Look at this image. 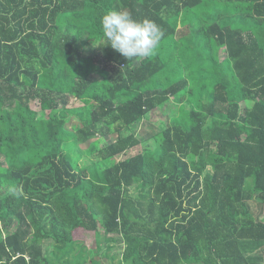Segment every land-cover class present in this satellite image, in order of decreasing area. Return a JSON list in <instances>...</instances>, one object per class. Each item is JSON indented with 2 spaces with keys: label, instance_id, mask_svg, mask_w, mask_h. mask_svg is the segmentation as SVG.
I'll return each instance as SVG.
<instances>
[{
  "label": "trees",
  "instance_id": "16d2710c",
  "mask_svg": "<svg viewBox=\"0 0 264 264\" xmlns=\"http://www.w3.org/2000/svg\"><path fill=\"white\" fill-rule=\"evenodd\" d=\"M111 10L160 26L153 56L97 47ZM0 159V264H264V0H0Z\"/></svg>",
  "mask_w": 264,
  "mask_h": 264
},
{
  "label": "rangeland",
  "instance_id": "374dc122",
  "mask_svg": "<svg viewBox=\"0 0 264 264\" xmlns=\"http://www.w3.org/2000/svg\"><path fill=\"white\" fill-rule=\"evenodd\" d=\"M180 27L182 26L180 25ZM226 57H227V54H226L225 48L224 47L220 48L219 50L220 60L223 61L226 59ZM83 105H84L83 102L77 99H72L69 104V109H76V108L82 107ZM32 108L37 110L39 113L44 114V112L41 111L40 104L38 102H33ZM178 113H179V106L176 105L174 102H170L165 108H159L155 110L152 114H150L148 117L140 121L132 129L137 134V136H139L142 140L146 142V144L148 142V144L152 146L155 143V136H157L162 131V129H164L165 127H168L169 119L171 120L170 117L173 115H177ZM68 117H69V123L71 125L76 124L78 128L85 124V121L81 119V115L79 112L72 113L68 115ZM116 138H117L116 134H112L107 137H97L96 139L92 140L89 143L82 144L81 148L84 150L88 149L90 143H94L96 144L98 148H102L114 142ZM143 146H146L145 143L144 145L134 149L133 151L128 152V155L142 151ZM75 155H78V154L75 153ZM82 157L85 158L87 157V155L83 154ZM0 162H3V159H0ZM112 163L113 161H110V162H107L106 165H111ZM1 169H2V166L0 164V170ZM130 193L132 196H136L138 194V187L135 186L131 188ZM14 230L15 229H12V231ZM74 235H75V240L78 241L80 245H84L86 247L85 249L86 254H88L89 252H92V254L94 253L96 249L95 248L96 240L93 234L85 233L82 231H76ZM44 243H45L44 246H45V253H46L45 256L54 260L53 258L54 253H55L54 242L52 240H46ZM101 251L102 252H100L99 257L104 264H120L121 259H122V253L124 251V246L120 243H116L114 244V247L112 250H107L104 246V248H102ZM80 253H81L80 247H76L74 253L72 254L73 255L72 257H74L75 254L80 255ZM90 258L91 257L86 256V260L87 259L89 260ZM88 262L87 264H90V261ZM61 264H65V262Z\"/></svg>",
  "mask_w": 264,
  "mask_h": 264
},
{
  "label": "clouds",
  "instance_id": "9594fccd",
  "mask_svg": "<svg viewBox=\"0 0 264 264\" xmlns=\"http://www.w3.org/2000/svg\"><path fill=\"white\" fill-rule=\"evenodd\" d=\"M164 36L160 26L144 19L138 21L126 10H111L101 19V44L130 60L151 57Z\"/></svg>",
  "mask_w": 264,
  "mask_h": 264
}]
</instances>
